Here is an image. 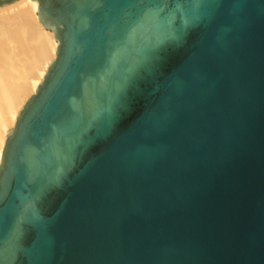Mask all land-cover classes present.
<instances>
[{
	"label": "water",
	"instance_id": "95a60500",
	"mask_svg": "<svg viewBox=\"0 0 264 264\" xmlns=\"http://www.w3.org/2000/svg\"><path fill=\"white\" fill-rule=\"evenodd\" d=\"M33 1L0 264H264V0Z\"/></svg>",
	"mask_w": 264,
	"mask_h": 264
},
{
	"label": "bare ground",
	"instance_id": "6f19581e",
	"mask_svg": "<svg viewBox=\"0 0 264 264\" xmlns=\"http://www.w3.org/2000/svg\"><path fill=\"white\" fill-rule=\"evenodd\" d=\"M37 2L17 0L0 7V159L6 133L55 57L51 31L37 19Z\"/></svg>",
	"mask_w": 264,
	"mask_h": 264
},
{
	"label": "flooded vegetation",
	"instance_id": "af4514ba",
	"mask_svg": "<svg viewBox=\"0 0 264 264\" xmlns=\"http://www.w3.org/2000/svg\"><path fill=\"white\" fill-rule=\"evenodd\" d=\"M9 0H0V4L8 2Z\"/></svg>",
	"mask_w": 264,
	"mask_h": 264
},
{
	"label": "trees",
	"instance_id": "16d2710c",
	"mask_svg": "<svg viewBox=\"0 0 264 264\" xmlns=\"http://www.w3.org/2000/svg\"><path fill=\"white\" fill-rule=\"evenodd\" d=\"M12 0H9L8 2H11Z\"/></svg>",
	"mask_w": 264,
	"mask_h": 264
}]
</instances>
